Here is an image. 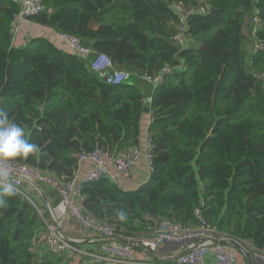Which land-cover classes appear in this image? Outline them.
I'll use <instances>...</instances> for the list:
<instances>
[{
	"label": "trees",
	"instance_id": "16d2710c",
	"mask_svg": "<svg viewBox=\"0 0 264 264\" xmlns=\"http://www.w3.org/2000/svg\"><path fill=\"white\" fill-rule=\"evenodd\" d=\"M42 2L29 23L158 86L146 99L130 82L106 85L87 61L33 30L17 44L19 6L0 0V109L41 147L16 161L67 180L81 153L138 147L148 105V182L133 191L108 179L86 184L85 209L138 241L162 219L195 224L199 208L219 233L264 250V50L246 51L250 37L252 47L264 40V0ZM5 199L0 264H71L67 255H37L46 219L19 194Z\"/></svg>",
	"mask_w": 264,
	"mask_h": 264
},
{
	"label": "built area",
	"instance_id": "2783aa9c",
	"mask_svg": "<svg viewBox=\"0 0 264 264\" xmlns=\"http://www.w3.org/2000/svg\"><path fill=\"white\" fill-rule=\"evenodd\" d=\"M11 1L19 6V13L14 18L15 28L18 21L28 22V17L39 15L44 10L42 0ZM205 11L202 7L194 9L196 13ZM184 13L189 14L190 11H183L181 14ZM184 16L185 14L181 16L180 22H184ZM253 22L255 23L257 20L253 19ZM29 24L35 28L34 25L36 24ZM57 37L69 53L87 61L89 69L96 73L106 85H123L132 76L127 72L115 69L112 60L107 55L96 53L83 46L76 38L60 34H57ZM253 50L263 51L264 40L256 42ZM140 78L158 85L157 78L149 76ZM152 152V144L146 132L141 145L130 150L114 154L96 148L79 154L76 168L71 178L67 180H59L48 172L35 170L16 160L0 162V166L11 169L16 185L15 193L32 203L40 218L46 219L45 233L42 235L41 242L44 243L47 252L51 255L82 254L91 258L92 264H205V257L211 254L215 264H239L235 253L228 246L238 245L239 242L219 233L216 226L211 225L202 217L199 208L195 211V224H182L173 220L162 219L155 225L149 226L148 233L138 241L123 239L117 233L114 224L98 220L85 209L83 188L86 184L100 179H108L116 185L119 180L131 182L133 172L142 160L147 163L150 176L153 169ZM38 184L50 187L60 198L57 207L46 209V213L40 210L31 198L22 191L24 185L35 189ZM48 213L51 216V222L44 218ZM66 215L71 216L84 230L94 231L100 235L102 242L100 254L79 250L76 245L80 241L65 236L59 230ZM166 245H174L182 249L183 253L172 263L140 262L135 258L134 247L154 252ZM249 254L252 259L264 264L263 249L252 246Z\"/></svg>",
	"mask_w": 264,
	"mask_h": 264
},
{
	"label": "crops",
	"instance_id": "0c3cea01",
	"mask_svg": "<svg viewBox=\"0 0 264 264\" xmlns=\"http://www.w3.org/2000/svg\"><path fill=\"white\" fill-rule=\"evenodd\" d=\"M24 25L26 27L24 31V37L22 34L19 33V28L16 29L15 32V41L17 44H22L27 39V32L33 30L35 31V28H32V26L28 22H25ZM257 22H255L256 24ZM49 28H42L41 35L45 36L52 41L55 46L62 50L63 52H68L66 48H64L61 41L58 39L57 34L53 33L51 29ZM30 36V35H28ZM253 40L250 37L248 43L246 44V51L248 54L252 53L253 51ZM69 53V52H68ZM261 79L264 82L263 77L261 76ZM131 84L137 86L142 90V92L145 95L146 99H150L151 95L155 91L158 85L153 84L152 82H149L143 78H132L129 81ZM148 101V100H147ZM146 101V102H147ZM145 102V104H146ZM149 102V101H148ZM148 107V106H147ZM150 108V106H149ZM151 111V109H150ZM149 113H145L143 122H142V134L140 137V144L144 141L145 135L147 132L148 125L151 120V115ZM150 176L148 173L147 163L145 160H142L140 165L134 170L132 175L131 182H127L124 180H119L117 183V186L123 190V191H133L139 189L141 186L146 184L149 180ZM22 191L29 197L31 200L35 203V205L46 213V209L48 208H56L57 205L60 202L59 196L54 192L50 187H47L45 185H37V188L33 189L28 185H24L22 187ZM47 220L51 222V216L50 214H46ZM59 230L67 237L73 238L76 240H79V244H77V248L79 250H82L84 252L89 253H98L100 254L102 252V242L101 237L99 234H97L94 231H88L84 230L71 216L66 215L62 221V224L59 228ZM238 242V241H237ZM247 242L249 243L247 245ZM239 246L235 245H228L233 253H235L238 263L239 264H261L260 262L254 260L251 258L249 251L251 250L252 244L250 241L246 242H239ZM47 252L46 246L44 243L40 242V245L38 246L37 255L44 254ZM135 252V258L136 260L140 262H152V263H172L174 262L183 252L180 247L174 246V245H166L154 252H147L143 249H140L139 247H134ZM48 253V252H47ZM244 253L249 255V259H247L244 255ZM66 258L71 259L69 262L71 264H92V259L89 257H86L82 254H68ZM205 264H215V260L212 257L211 254H208L205 257Z\"/></svg>",
	"mask_w": 264,
	"mask_h": 264
},
{
	"label": "clouds",
	"instance_id": "9594fccd",
	"mask_svg": "<svg viewBox=\"0 0 264 264\" xmlns=\"http://www.w3.org/2000/svg\"><path fill=\"white\" fill-rule=\"evenodd\" d=\"M28 137L25 129L15 123L7 111L0 109V162H12L17 158L27 159L30 155L35 157L41 147L30 142ZM15 191L11 169L0 166V206H4L5 198L13 196ZM120 219H124L123 212L120 213Z\"/></svg>",
	"mask_w": 264,
	"mask_h": 264
},
{
	"label": "rangeland",
	"instance_id": "374dc122",
	"mask_svg": "<svg viewBox=\"0 0 264 264\" xmlns=\"http://www.w3.org/2000/svg\"><path fill=\"white\" fill-rule=\"evenodd\" d=\"M26 23L25 22H20V21H18L17 22V24H16V29H18L19 28V33L20 34H22V36L24 35V31H25V29H26V27L24 26ZM34 27H35V32H39V33H41L40 31L42 30L41 29V27L40 26H38V25H34ZM33 28V27H32ZM49 30V29H48ZM246 28H245V33H246ZM15 32H16V30H15ZM28 33V32H27ZM24 37V36H23ZM132 78V76L130 77V79ZM129 79V78H128ZM130 79H129V81H130ZM128 81V82H129ZM68 259V258H67Z\"/></svg>",
	"mask_w": 264,
	"mask_h": 264
},
{
	"label": "water",
	"instance_id": "95a60500",
	"mask_svg": "<svg viewBox=\"0 0 264 264\" xmlns=\"http://www.w3.org/2000/svg\"><path fill=\"white\" fill-rule=\"evenodd\" d=\"M211 11H213V9H212ZM147 102H148V101H147ZM146 105H147V104H146ZM147 106H148V105H147ZM147 106L144 108V113H149V111H150L149 106H148V107H147ZM235 246L238 247V245H235ZM143 250H145V251H147V252H151V251H149V250H147V249H144V248H143ZM244 255H245V257H246L247 259H249V255H248V254L244 253Z\"/></svg>",
	"mask_w": 264,
	"mask_h": 264
}]
</instances>
